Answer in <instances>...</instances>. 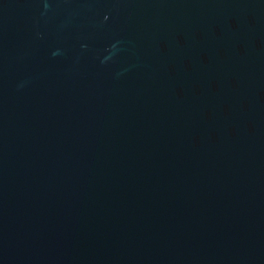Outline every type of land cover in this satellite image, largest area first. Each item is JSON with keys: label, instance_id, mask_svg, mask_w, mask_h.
<instances>
[{"label": "water", "instance_id": "95a60500", "mask_svg": "<svg viewBox=\"0 0 264 264\" xmlns=\"http://www.w3.org/2000/svg\"><path fill=\"white\" fill-rule=\"evenodd\" d=\"M0 264H264V0H0Z\"/></svg>", "mask_w": 264, "mask_h": 264}]
</instances>
